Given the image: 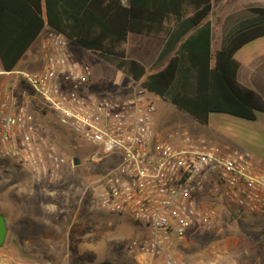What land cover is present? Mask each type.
Wrapping results in <instances>:
<instances>
[{
    "label": "built area",
    "instance_id": "2783aa9c",
    "mask_svg": "<svg viewBox=\"0 0 264 264\" xmlns=\"http://www.w3.org/2000/svg\"><path fill=\"white\" fill-rule=\"evenodd\" d=\"M38 42L39 66L5 73L10 78L0 92V159L38 181L58 182L68 159L39 132L51 113L75 140L93 146L89 160L102 166L95 181L98 206L144 225L146 237L136 249L140 262L148 256L163 264H236L221 250L208 259L188 260L181 248L194 226L215 227L216 209L199 205L207 198L264 215V168L248 152L223 154L186 129L164 136L152 94L143 86L122 101L95 95L86 90L88 75L70 57L65 35L48 28ZM0 264L11 260L0 255Z\"/></svg>",
    "mask_w": 264,
    "mask_h": 264
},
{
    "label": "trees",
    "instance_id": "16d2710c",
    "mask_svg": "<svg viewBox=\"0 0 264 264\" xmlns=\"http://www.w3.org/2000/svg\"><path fill=\"white\" fill-rule=\"evenodd\" d=\"M221 1L0 0V59L5 71L16 69L48 27L205 125L212 113L254 120L256 112L264 114V99L238 81L239 62L233 54L264 36V7L247 8L250 16L222 35L220 48L214 50L209 15ZM234 3L229 0L230 7ZM128 32L166 39L158 59L166 58L164 65L147 72L142 62L127 56Z\"/></svg>",
    "mask_w": 264,
    "mask_h": 264
},
{
    "label": "rangeland",
    "instance_id": "374dc122",
    "mask_svg": "<svg viewBox=\"0 0 264 264\" xmlns=\"http://www.w3.org/2000/svg\"><path fill=\"white\" fill-rule=\"evenodd\" d=\"M260 1L264 0H245L247 3ZM215 5L214 14L211 18L215 23L216 30L213 44L217 48L219 40L216 34L219 33L223 16L234 8L230 7L229 0H223ZM245 13L246 11L243 9L239 12V17L245 15ZM230 19L225 21L226 25L230 23ZM68 46L70 57L80 64L85 74L88 75L92 87L89 91L93 94L108 97L114 101H122L128 94L129 85L135 91L141 89L139 82L133 81L124 74L118 77L115 72L116 68L79 47L75 42L69 41ZM131 46L129 44V50H131ZM37 49L36 46L31 47L28 52L27 63H22L18 66L19 69H33L30 65L32 59L33 61L37 60L36 65H39L41 57ZM141 59L148 63L151 61L150 57L146 55H142ZM151 97L154 99L153 95ZM155 102L159 107L157 108L159 121L163 122L162 125L165 128L167 127L162 129L164 136L169 133L174 134V132L176 134L183 129L188 132H196L197 128L200 127L201 124L197 120L177 109L167 99L159 102L155 98ZM255 114L262 115L261 113ZM47 116L50 119L49 124L47 128L41 126L39 132L54 141L56 148L67 157L68 162L58 182L38 181L31 174V185L51 196L50 198L53 200H62L58 203L57 208V213L61 218L66 220L70 212L71 218H73L76 213V218L73 219L72 224L68 223L66 231L71 237L80 235L81 231L87 234V236L82 237L83 240L81 239L82 242L90 243L89 246L88 244L82 246V253L85 255L83 257L88 258L87 264H100L102 262L111 264H163L160 259H152L148 256L145 257L144 261L140 262L138 260L137 246L146 237V229L142 223L128 214L109 213L98 206V197H96L98 190L95 181L102 166L95 165L89 160L93 146L90 143L75 140L74 133L66 128L59 127L51 113H47ZM211 123L214 127L223 131L227 138L241 143L248 152L253 151L264 157V143L258 138L248 135V132L238 128L231 129V127L224 125L218 115L212 117ZM247 150L242 151L246 152ZM75 159H79V162L74 163ZM2 161H5L7 166H3ZM7 171L10 173H7ZM12 175H20L23 179L26 178V171L11 160L0 159V181H7L8 177ZM1 195L2 192H0V205L5 207L6 210L5 201L7 197ZM199 205L203 208L210 205L216 209L215 227L211 230H202L194 226L187 244L184 248H181L183 257L188 260L208 259L215 251L227 250L235 256L236 264H264V215L247 214L240 211L235 205H229V208L221 198H207L205 202H201ZM83 211H87L91 216L87 215L83 218L81 214ZM78 220L79 223H86L80 232L77 228ZM8 238L7 233L5 242L0 247V255L9 258L11 264H25L31 261L40 264H55L42 257L34 260L23 258L18 243L9 244ZM38 248L42 247L38 245ZM64 252H66L65 259L61 264H84L77 261L80 257L78 254H73L70 247L65 246Z\"/></svg>",
    "mask_w": 264,
    "mask_h": 264
},
{
    "label": "crops",
    "instance_id": "0c3cea01",
    "mask_svg": "<svg viewBox=\"0 0 264 264\" xmlns=\"http://www.w3.org/2000/svg\"><path fill=\"white\" fill-rule=\"evenodd\" d=\"M216 5H212V12L209 15V19L212 24V34H211V47L214 50H217L221 46V38L225 33H230L234 30L235 26L243 19L248 18L250 15L246 11L250 7H264V1L247 3L245 0H235L234 4H231L232 9L228 14L223 16V20L220 24L219 33H217L219 46L214 47V34H215V23L211 16L214 14ZM245 9V15L239 17V12ZM231 18V19H230ZM230 19L228 25L225 24V21ZM48 30V27H45L33 43L29 46L25 54L20 58L16 67L20 66L22 63H27L28 61V52L32 46H36L39 49V38ZM182 39L180 40V42ZM129 44H131V50H129ZM179 44V43H178ZM178 44L173 51L168 52L167 57L171 56L175 50L178 48ZM166 39L151 38V36H145L140 34H135L128 32L126 40V55L142 62L146 68L147 72H152L158 67L164 65L165 59L158 60L161 54H163L164 49L166 50ZM37 49V50H38ZM39 51V50H38ZM130 51V52H129ZM40 55V53H39ZM142 55L150 57L151 61L148 63L141 59ZM166 57V56H165ZM139 58V59H138ZM233 58L239 62V68L236 72V77L239 82L244 86L256 90L264 99V36L257 37L250 42L243 44L234 54ZM37 60L33 61L30 64L33 68L40 65H36ZM118 77L123 76V74L115 69ZM6 71L3 68L1 59H0V92L7 85L9 81V76L5 74ZM91 85L88 83L86 90H90ZM133 87L129 85L127 91H132ZM154 96V95H153ZM152 98V97H151ZM155 98L160 102V100H165L162 98H157L154 96V103L157 108L158 105L155 102ZM174 106V105H173ZM156 108V117H157V128L162 131L165 127L162 125L163 122L159 121V113ZM177 108V107H176ZM256 115L254 120H245L243 118L234 117L230 115H225L224 113H212L209 117L208 124L201 123L199 121L200 127L197 128L196 132L193 131L191 134L194 136L204 137L212 149L219 152H232L235 150H247L242 146L241 143L236 142L232 139L227 138L226 134L221 131L219 128L214 127L211 123L212 117L218 115L221 117V122L224 125H227L233 128H238L245 132H248V135H252L255 138L261 140L264 143V114ZM189 116V115H188ZM194 119V118H193ZM167 128V127H166ZM165 128V129H166ZM248 152V150L246 151ZM250 152V151H249ZM248 152V153H249ZM251 154V155H250ZM251 159L257 167L264 168V157L260 156L259 153L251 151L249 153ZM26 178H23L20 175H12L8 177V180L0 181V192H2L3 197L6 199V210L5 207L0 205V211L4 214L7 227H8V242L18 243L19 251L22 253L23 258L36 259L42 257L47 261H52L55 264H61L65 257V246L70 247L73 254H78L80 259L78 262H83L84 264L88 263V258L85 256L82 251V246L84 244H89L87 242H82V237L87 236L85 232H80L83 229V226L86 223H79L77 228L79 229L80 235L76 237H71L68 235L66 229L69 225L68 223L73 222V219L76 218V213L73 218L68 220L61 218L57 213L59 200H53L51 196L46 195L41 192L39 188H35L31 185V173L26 170ZM2 185V186H1ZM56 203L54 206L53 204ZM7 213H6V212ZM84 218L87 215H90L87 211L81 212ZM91 216V215H90ZM80 217V218H82ZM79 218V219H80ZM67 223V224H66ZM72 224V223H71ZM82 239V240H81ZM37 245V247H35ZM38 245L42 248H38ZM59 250V251H58ZM229 253L235 259V256L227 250H223ZM24 255V256H23ZM16 262L18 260H15ZM50 263V262H49Z\"/></svg>",
    "mask_w": 264,
    "mask_h": 264
},
{
    "label": "water",
    "instance_id": "95a60500",
    "mask_svg": "<svg viewBox=\"0 0 264 264\" xmlns=\"http://www.w3.org/2000/svg\"><path fill=\"white\" fill-rule=\"evenodd\" d=\"M77 162H79V159H75L74 163ZM7 232H8V227H7L6 219L4 214L0 211V247L3 246L5 242Z\"/></svg>",
    "mask_w": 264,
    "mask_h": 264
}]
</instances>
